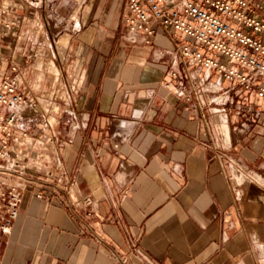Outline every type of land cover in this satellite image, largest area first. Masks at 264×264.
I'll use <instances>...</instances> for the list:
<instances>
[{"label": "crops", "instance_id": "obj_1", "mask_svg": "<svg viewBox=\"0 0 264 264\" xmlns=\"http://www.w3.org/2000/svg\"><path fill=\"white\" fill-rule=\"evenodd\" d=\"M124 1L55 0L48 19L58 31L4 39L8 56L18 44L25 57L35 42L54 43L42 56L55 59L53 89L67 97L52 100L60 143L47 151L73 183L64 196L37 198V189L63 184L57 170V181L2 182L21 201L10 232L0 231V264H260L264 116L241 126L212 104L201 114L185 101L189 74L201 69L182 63L162 29L148 45L126 35ZM20 69L19 89L31 97L30 71ZM236 101L264 106L254 96ZM83 196L92 204L75 212Z\"/></svg>", "mask_w": 264, "mask_h": 264}, {"label": "built area", "instance_id": "obj_2", "mask_svg": "<svg viewBox=\"0 0 264 264\" xmlns=\"http://www.w3.org/2000/svg\"><path fill=\"white\" fill-rule=\"evenodd\" d=\"M55 0H0V48L9 49L6 37L19 41L49 24L55 14ZM126 35L140 34L145 45L149 36L162 29L173 41L174 52L186 67L201 69L189 74L185 101L193 100L204 114L212 104L213 112L234 114L238 124L257 123L264 116V106L243 105L236 96H254L264 102V0H125ZM134 41V39H132ZM21 47L10 56L0 53V231L10 232L19 212L20 190L2 182H57L49 192L37 189L34 196H64L73 181L62 171L58 159L48 148L60 143L59 108L51 97L21 93ZM176 80L184 74L171 72ZM214 82L213 89L208 86ZM229 83L219 89L220 82ZM204 92H211L208 99ZM223 128V126H221ZM222 134L228 138V128ZM213 145L219 155L222 145ZM216 153V154H217ZM42 166L44 168L42 169ZM92 204L90 196L71 203L74 211ZM88 213V211L86 212Z\"/></svg>", "mask_w": 264, "mask_h": 264}, {"label": "rangeland", "instance_id": "obj_3", "mask_svg": "<svg viewBox=\"0 0 264 264\" xmlns=\"http://www.w3.org/2000/svg\"><path fill=\"white\" fill-rule=\"evenodd\" d=\"M52 17L53 15L51 16V18ZM57 29L58 28L56 26H52L51 21H49V25L42 28L40 32L36 31L34 33H31L30 35L35 37L39 35L40 33H46L49 30L56 31ZM41 45L42 44H40V42L39 43L35 42L33 48L31 49L29 48V51L25 53V55L28 56V58H26L25 56V57H22V59H20V56L18 55H16L14 58L16 62L21 63L19 64L20 68L23 63V70L27 69L28 67V70L30 71L29 77L27 76L26 79H23L25 80V83L27 84L29 88L28 92L36 96L51 97L52 99L56 98L57 100L64 99L67 97L66 91L53 89L55 78L58 75V70H57L58 64L56 63L55 59H53L52 57L44 56L43 58L42 56V52H45L46 55L52 54L54 43L52 41L50 43L48 42V44H46L45 46V49L42 48ZM18 46L21 47V45L19 44ZM23 51L24 49L21 48L20 53L21 54L24 53ZM25 62L27 63L25 64ZM44 84H46V86L50 88L48 90L44 89L43 87ZM64 113L66 112L64 111ZM261 181L264 182V180H261Z\"/></svg>", "mask_w": 264, "mask_h": 264}, {"label": "clouds", "instance_id": "obj_4", "mask_svg": "<svg viewBox=\"0 0 264 264\" xmlns=\"http://www.w3.org/2000/svg\"><path fill=\"white\" fill-rule=\"evenodd\" d=\"M255 238V234H253ZM253 251L257 253L260 264H264V244H253Z\"/></svg>", "mask_w": 264, "mask_h": 264}]
</instances>
